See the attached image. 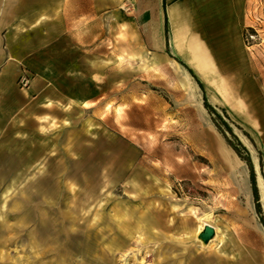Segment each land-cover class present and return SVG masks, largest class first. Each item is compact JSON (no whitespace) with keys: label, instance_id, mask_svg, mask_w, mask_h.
Instances as JSON below:
<instances>
[{"label":"rangeland","instance_id":"obj_1","mask_svg":"<svg viewBox=\"0 0 264 264\" xmlns=\"http://www.w3.org/2000/svg\"><path fill=\"white\" fill-rule=\"evenodd\" d=\"M253 8L246 43L255 72L246 87L212 77L200 79L202 87L172 63L116 58L110 33L90 58L44 60L52 73L27 68L17 77L0 107L5 257L18 264H264L251 169L223 124L246 147L264 214V0ZM30 90L42 91V106ZM57 211L72 236L59 257ZM204 224L216 229L207 247L197 238Z\"/></svg>","mask_w":264,"mask_h":264},{"label":"crops","instance_id":"obj_2","mask_svg":"<svg viewBox=\"0 0 264 264\" xmlns=\"http://www.w3.org/2000/svg\"><path fill=\"white\" fill-rule=\"evenodd\" d=\"M253 2L0 0V107L10 100L17 77L27 72V68L43 75L53 72L44 60L90 58L92 51H101L97 47L105 45L108 33L114 35L116 58L127 54L128 58L146 61L149 66L171 63L185 69L188 66L202 81L209 83L212 77L219 85L246 87L255 72L246 43V31L254 26ZM14 90L27 94V90ZM30 91L36 94L32 99L42 106V91ZM56 215L55 257H59L63 251L67 252L62 245L72 236L66 229L65 215L58 211ZM135 228L139 233L145 231L140 225ZM96 249L105 250L98 245ZM4 251L5 245L0 244V264H18V258L11 255L7 258Z\"/></svg>","mask_w":264,"mask_h":264},{"label":"trees","instance_id":"obj_3","mask_svg":"<svg viewBox=\"0 0 264 264\" xmlns=\"http://www.w3.org/2000/svg\"><path fill=\"white\" fill-rule=\"evenodd\" d=\"M183 65H185L183 63ZM186 66V65H185ZM187 69L189 70V72L193 75V77L197 80V82L200 84V86L203 87L202 85V82L201 80L194 74V72L192 71V69H190L188 66H186ZM204 103H205V106L208 108V110L212 113H215L217 114L220 118L222 117L221 114L219 112H217V110L215 109L214 106H212L208 100H207V97L206 95H204ZM223 124L225 125L226 127V130L228 132H230L232 134V136H234V138L237 140V144H233L230 140V144L233 146V148L236 150V152L242 156L245 160H247L248 162V165L251 169V181H252V186H253V191H254V198H255V203H256V207H257V210L258 212L260 213L261 215V220L262 222L264 223V214H263V211H262V206H261V202H260V195H259V190H258V187H257V182H256V175H255V172H254V169H253V164H252V161H251V158L249 156H246L244 157L242 155V152H241V149L245 150L246 151V147L239 141L237 135L233 132V128L230 126V124L228 122H226L225 120H223Z\"/></svg>","mask_w":264,"mask_h":264},{"label":"water","instance_id":"obj_4","mask_svg":"<svg viewBox=\"0 0 264 264\" xmlns=\"http://www.w3.org/2000/svg\"><path fill=\"white\" fill-rule=\"evenodd\" d=\"M216 237V229L210 224L205 225L204 229L199 235V240L207 244Z\"/></svg>","mask_w":264,"mask_h":264},{"label":"bare ground","instance_id":"obj_5","mask_svg":"<svg viewBox=\"0 0 264 264\" xmlns=\"http://www.w3.org/2000/svg\"><path fill=\"white\" fill-rule=\"evenodd\" d=\"M224 153H225V157L228 159L229 163L232 164L233 159H232V157L230 156L228 150H227V149H224ZM232 165H233V164H232ZM259 180H260V185H261V188H262V191H261L262 198H261V199H262V201H264V184H263V181H262L261 178H259ZM205 225H207V224H204L201 228L198 229V231H197V238H198V239H199V235H200V233L202 232V230L204 229ZM212 240H213V239H212ZM212 240H211V241H212ZM211 241H209L207 244H205L204 242H201V241H200V242H201L202 245H204V247H207Z\"/></svg>","mask_w":264,"mask_h":264},{"label":"built area","instance_id":"obj_6","mask_svg":"<svg viewBox=\"0 0 264 264\" xmlns=\"http://www.w3.org/2000/svg\"><path fill=\"white\" fill-rule=\"evenodd\" d=\"M250 38H253V35H250L249 38H248V36H247V40L250 39Z\"/></svg>","mask_w":264,"mask_h":264}]
</instances>
